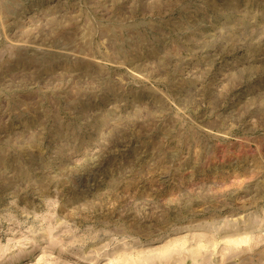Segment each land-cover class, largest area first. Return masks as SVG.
Wrapping results in <instances>:
<instances>
[{"label":"rangeland","instance_id":"obj_1","mask_svg":"<svg viewBox=\"0 0 264 264\" xmlns=\"http://www.w3.org/2000/svg\"><path fill=\"white\" fill-rule=\"evenodd\" d=\"M0 264H264V0H0Z\"/></svg>","mask_w":264,"mask_h":264}]
</instances>
